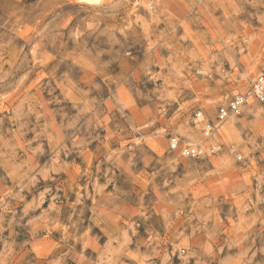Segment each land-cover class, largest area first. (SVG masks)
<instances>
[{
  "label": "rangeland",
  "instance_id": "rangeland-1",
  "mask_svg": "<svg viewBox=\"0 0 264 264\" xmlns=\"http://www.w3.org/2000/svg\"><path fill=\"white\" fill-rule=\"evenodd\" d=\"M263 65L264 0H0V264H264Z\"/></svg>",
  "mask_w": 264,
  "mask_h": 264
},
{
  "label": "built area",
  "instance_id": "built-area-1",
  "mask_svg": "<svg viewBox=\"0 0 264 264\" xmlns=\"http://www.w3.org/2000/svg\"><path fill=\"white\" fill-rule=\"evenodd\" d=\"M251 93L264 107V65L256 76L252 84ZM245 103V97L242 95L234 96L227 105H220L217 108L215 120H204L203 123V134L206 138L211 137L217 129L231 116H239L242 114V108ZM197 118L202 117V113H197ZM170 149L173 151H179L180 155L186 157H201L205 154L202 147L195 144H185L180 143V138L177 135L169 136ZM217 146H210L209 151L211 153L216 152Z\"/></svg>",
  "mask_w": 264,
  "mask_h": 264
},
{
  "label": "bare ground",
  "instance_id": "bare-ground-1",
  "mask_svg": "<svg viewBox=\"0 0 264 264\" xmlns=\"http://www.w3.org/2000/svg\"><path fill=\"white\" fill-rule=\"evenodd\" d=\"M223 128H224V127H223ZM223 128H222V129H223ZM225 129H226V128H225ZM224 131H225V130H224ZM225 132H226V131H225Z\"/></svg>",
  "mask_w": 264,
  "mask_h": 264
}]
</instances>
